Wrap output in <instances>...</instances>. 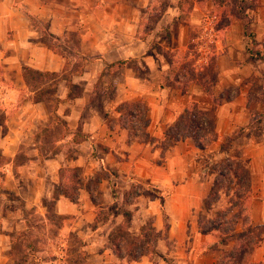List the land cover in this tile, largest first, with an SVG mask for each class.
<instances>
[{
    "label": "crops",
    "instance_id": "obj_1",
    "mask_svg": "<svg viewBox=\"0 0 264 264\" xmlns=\"http://www.w3.org/2000/svg\"><path fill=\"white\" fill-rule=\"evenodd\" d=\"M153 1L0 0V68L1 58L7 54L2 65L13 71L15 76L14 87L3 92L0 98L6 105L16 104L24 86L22 67L58 74L66 70L70 51L88 63L81 74L72 76L69 84L64 79L56 84L54 94L60 101L56 114L69 122L72 133L80 126L90 141L96 136V131H92L96 116L82 120L84 116L81 114L93 101L97 78L107 65L113 63L124 62L111 81L100 84L102 92L109 85L113 88L112 97L103 98L102 110L114 118L118 117L116 107L119 104L142 101L147 106V132L156 139H163L166 129L189 102L202 110H213L217 140L205 150L197 148L189 139L175 143L165 153L163 163L157 166L152 164L159 156L157 148L151 150L135 142L128 145L126 132L116 125L112 130L103 127L100 133L109 142L104 162L113 168L125 185L143 182L162 190L163 194L167 193L168 203L182 202L179 213L166 211L169 240L180 244L189 234L191 264H215V256L207 251L214 235L200 232L197 214L214 179L209 154L218 152L225 138L237 136L232 142V150L237 149L242 159L247 161L251 176L249 217L253 225H264V121H255L256 114L264 119V63L249 59V50L264 56V0L254 1V9L245 11L249 21L246 33L242 19L207 15L197 20L202 26L199 36L193 31L197 17L192 14L181 17L178 0H171L153 28L141 34ZM196 5L194 1L193 7ZM46 37L54 44L47 42ZM168 50L182 56L194 51L201 74L206 73L202 63L206 64L208 56L215 57L216 88L219 91L230 90L235 94L233 99L214 107L203 90L206 80L202 75L200 81L188 82L186 91L174 87L177 81L172 85L164 81L169 66L163 59V51ZM69 85L72 89L80 88L79 95H70ZM48 103L46 99L28 100L9 117L4 133L0 126V156L6 160L0 167V264L13 263L11 251L18 246L15 236L25 235L33 228L26 210L35 207V213L39 212L37 201L51 200L53 196L50 189L41 192L40 187L35 188L31 196L27 195L28 183L47 178V183L54 187L58 181V170L67 166V163L63 164L62 150H58L51 159L41 158L35 144L31 143L35 131L26 129L28 120L41 119L45 125L49 124L48 114L44 115ZM65 106L70 109L66 110ZM89 140L83 139L75 147L87 149ZM60 142L63 140L57 143ZM19 156L23 157L21 163L17 162ZM84 164L82 158L76 156L68 166L81 168ZM11 182H14L12 189L22 206L14 205L3 193ZM82 196L81 206L63 196L54 199L55 213L63 221L75 218L77 222L78 215L85 218L86 211L91 209L84 201L86 196ZM30 200L33 203H29ZM148 213L153 217V226L159 230L162 223L159 215L153 212L152 207ZM89 220L87 218V222ZM82 224L85 222L81 218L76 223L77 227L71 229L79 235L77 228ZM88 229L86 231L89 232ZM98 232L99 229L91 231L95 240L85 243L88 264H166L158 255L159 251L138 261L119 259ZM172 257L176 264L186 263L183 256ZM253 262L264 264V233L254 250Z\"/></svg>",
    "mask_w": 264,
    "mask_h": 264
},
{
    "label": "rangeland",
    "instance_id": "obj_2",
    "mask_svg": "<svg viewBox=\"0 0 264 264\" xmlns=\"http://www.w3.org/2000/svg\"><path fill=\"white\" fill-rule=\"evenodd\" d=\"M170 1L171 0L153 1V6L150 9V13H147V19L145 20V22H143V30H141V34H143L144 31L146 32L147 30L153 28L154 23L157 21L159 15H161ZM178 1L180 2V0ZM194 1L197 3L196 8L193 7ZM213 1L215 0L181 1L183 3L184 9L183 13L180 14L181 17H187L190 14H192L194 17H197V19L195 20V24H193L195 27L193 29L194 34L197 36L202 34V26L197 23V20H202L203 17L207 15L210 17L217 16V18H223L227 16L229 17L231 13L235 14V12L240 7L252 5L251 3H254V0H244L247 2H244L242 0H217L216 4H214ZM193 8L195 10L191 12ZM46 41L50 42L51 45L54 44L53 41L47 37ZM211 43L212 42H208L210 46L213 45V43ZM56 46L57 45H55V48ZM59 52L62 51L59 50ZM249 52L252 57H254V54H252L253 51L249 50ZM6 55L7 54H3L1 58L0 81H3V85H0V95L3 92H6V90L14 87V72L5 69L2 65V60L4 61V59L7 58ZM163 55L164 61L167 62L169 66L166 72L167 76H165L166 80L164 81H167V83H169L170 85L174 84V81H177V84L174 86L176 89L186 91L189 87L187 83L200 81L202 75L204 77L203 79H205L212 86L215 95L222 93V91H219L216 88L217 79L216 74L213 71V67L215 65V57L208 56L206 64L204 65L202 63L204 67L203 69H206V73L203 72V74H201L198 71V57L195 56L194 51H189L185 56H182L177 54V52L175 51L168 50L163 51ZM86 63H88V61L85 58L75 56L69 51L65 67L66 70L61 73L38 75L35 72L39 71L30 68L32 72L26 74V78L23 79L21 69V77L24 86L20 89L21 92L18 102L13 105H6L5 101L0 98V113L6 116L12 115L13 113L17 112L18 109L24 104V102H26L24 100L39 101L46 99L49 102L47 110H44V115L48 114V116H46L49 120V124L45 125V122H43V120L41 119L39 121L28 120L26 122V129L31 128L35 131V134L31 139V143L35 144L41 158L51 159L53 158L51 156L58 152V150H62L63 164L67 163V166H63L61 168H69L68 165H70V161L72 159H75L76 156H80L82 158L83 163H85L84 167L70 168L76 169L78 171L79 181L76 180V178L74 179V177H72V179H74L73 181L79 183V186L78 188H71L69 196L74 197V194H76V202H78V204L81 206L83 205V199L81 198L84 194V196H86L84 201H86V203L88 202L91 209L86 211L85 218L82 217V215L77 216V222L81 218L85 222V224H82L80 228H77L80 231V234L78 235L71 229L77 227L75 218H73L74 220L69 218L63 221V218L61 216H58L54 211V198H58L62 193L59 188V180L54 187L52 183H47V178H45L44 181L37 182V180H35L31 181L30 184L28 183V185H30V188L27 191V195L31 196L34 189L40 187L41 192L50 189L53 196L51 200L37 201V206L40 208L39 212L35 213V207H31L26 210L27 217L29 219L31 227L33 228H31L25 235L15 236V240L17 241L18 246L14 247L11 251L13 260V263L11 264H88V255L86 252L87 250L85 249V243L86 241L91 242L95 240V237H93L91 231L96 229H99V237L107 240V246L111 247V243L115 242L126 249V251L123 250L122 254L124 256V259H126L127 261V253L133 256L138 255L139 253H145V255H143L142 257H149V255L147 254L148 247L149 250L153 249L156 252L159 251L158 255L164 261H169L168 264H176V262L174 261L175 259L172 257L174 255L178 258L180 256H183L182 259L186 261L185 264H191L189 260L190 254L188 251L190 248L189 241L191 240L188 238V232L187 238H185L180 244L174 243L173 241L169 240L167 236L168 218L166 216V211L173 210L174 212L179 213L181 207L183 206L182 202L177 200L172 201V203H168V200L165 197L167 193L164 192L163 194L162 190H159L152 185L145 184L143 182L135 183L131 186L125 185L122 181V178H120V176L116 174L113 168H109L104 162L105 153L109 149V142L106 140V138H102L100 130L103 127H108L112 130L114 125L118 126L121 130H124L126 132L128 145H130L132 142H135L138 144L146 145L150 147L149 149L151 150H154L155 148L159 150V156L157 160L152 162L154 166L163 163V160L165 159V153L168 151L167 150L162 154L159 145H157L156 143L144 144L132 141L129 144L127 132L128 129L130 127L133 130H137L139 128L142 129L143 123L132 118H129L128 121V119L125 118L123 119V121L126 123V129H122L120 127V113L118 112V106L120 104L116 107L118 117L116 116L113 118L112 116H108V114H106V112L102 110L103 98L110 99L113 95V88L109 85V87L103 91V94L100 88V84L102 82L105 83L107 81H111V79H113L117 74L118 69H120L121 67L115 66L109 69L106 68L107 66L105 67L103 72L97 78V84L94 88L95 90H93L94 96L92 103L90 105L87 104L86 108L81 114V116H84L81 117L82 120H85L90 116H96L94 117V124L92 128V131H96L95 138H91L90 141L88 139L89 135L81 132L82 130L80 126L78 127V130L72 133L70 130L71 128L68 126L69 122L65 120V118L57 116L56 110L58 108V104L57 107H54L56 100L54 94L56 90V84L61 79L68 80L69 84L74 74H77V72L78 74L82 73ZM79 71H81V73H79ZM68 88L70 95H79L80 88L72 89L70 85ZM226 91L230 93V90ZM65 109L69 110L70 108H66L65 106ZM210 111L213 114V110ZM121 113H124V110ZM55 115L56 117H54ZM262 119V116H258V114L255 115V121L262 122L264 121V119ZM147 128L146 133L150 135L147 132ZM4 131L5 129H3V133ZM138 134H141V131ZM83 139L89 140L90 147H88L87 149L81 146L75 147V145L80 143ZM228 139L229 138H225L223 142H221L217 150L218 152L209 154V165L211 166V172L214 174L213 183L210 189H213L214 191H216L214 180L218 179L217 171L219 170V168H222L225 160L233 158V156L240 153L237 151V149L232 150V142L234 140L231 143H227ZM61 140H63V142L57 143ZM222 145L226 146V150L221 149ZM22 161L23 157L19 156L17 158V162L21 163ZM244 161L246 162L247 166V161ZM5 162V158H2L0 156V167L3 166ZM145 168L147 169V165ZM112 173H115L116 175L113 176ZM38 175H40V172H38ZM10 184L11 186H8V189L6 188L3 190L4 195L10 201L14 202V205H16L17 203V206H22V202L16 199L15 191L14 189H12L14 187V182H11ZM221 185L222 187L227 186V184H224L223 181L221 182ZM230 198L231 194H228L225 190L222 189L219 191L217 198L216 195H214L213 197H209V199H206V203L204 199L201 210L197 214V222H201V225L204 228H212L217 221L220 225V228L228 229L229 226L232 225V216L236 213L235 210H229L231 209L230 205L228 204ZM29 203H33V201L30 200ZM151 207L153 212L157 213L161 219L162 223L159 230L155 229V227L153 226V217L149 216L148 210H150L151 212ZM124 212H128L130 214V217L128 219L123 216ZM223 214H225V216L223 218H220L221 220H218L219 216ZM87 218L90 219L88 222ZM150 227L152 231L149 230ZM65 228L67 230L63 231V229ZM241 228V223L237 221L234 233H240ZM86 229H88L89 232L86 231ZM141 229L143 230L142 234L140 231ZM210 233L214 235L211 244L218 243L219 234L217 233V231H212ZM233 246V242H229L227 245L218 244V252L213 253V255L215 256V263H217L218 261V263H220L221 261L222 254L220 253V251L230 250ZM253 256L254 251L251 255L252 261ZM142 257H140L139 259H141Z\"/></svg>",
    "mask_w": 264,
    "mask_h": 264
},
{
    "label": "trees",
    "instance_id": "obj_3",
    "mask_svg": "<svg viewBox=\"0 0 264 264\" xmlns=\"http://www.w3.org/2000/svg\"><path fill=\"white\" fill-rule=\"evenodd\" d=\"M181 1L183 0H180V2L178 3L180 14H182L184 11L183 3ZM216 2L217 0L213 1L214 4H216ZM251 4L252 5L242 6L235 12V14L231 13L229 15L244 20L245 33L247 32L248 24H249L245 11L247 9H254L253 3ZM249 38H252L251 34H249ZM252 54H254V57H252V55L249 52V59L254 61H261L264 63V56H261L257 52L254 53L252 52ZM123 63L124 62L113 63L107 65L106 68L109 69L115 66L121 67ZM31 72L32 71L30 70V68L23 67L22 68L23 79L26 78V74ZM35 73L38 75L50 74L47 72L45 73L35 72ZM79 73H81V71H79ZM66 81L68 82V80ZM203 85H204L203 90L207 95H209L214 107L221 105L223 101L224 102L231 101L235 95V94H231V92L230 93L227 92L226 90L222 91V93L215 95L210 83L205 81V84L203 83ZM24 101H28V100H24ZM59 102L60 101L56 99L54 107H57V104H59ZM123 110L124 113H121ZM118 112L120 113L119 116V118L121 119L120 127L122 129H126V123L123 121V119L125 118H127L128 121L129 118H132L143 123L142 129L139 128L137 130H133L131 127L128 129L127 132H128L129 144L132 141H136L144 144L156 143L157 145H159L162 154L165 153L172 144L185 141L186 139L191 140L193 144L201 150L207 149L213 142L217 140V134L214 123V114H212L210 110L200 109L197 106V104L193 102H189L185 106L183 112L177 117L176 121L166 129V131L163 134L162 140L151 137L146 133V128L148 126L147 106L142 101L122 103L118 106ZM10 116L11 115L6 116L0 113V126L3 129H5V123L7 122ZM54 117H56V115ZM252 122L254 121H251L250 123ZM241 130L242 128L239 129V131ZM140 131L141 134H138ZM236 137L237 136L229 138L227 140V143H231L233 140L236 139ZM221 149L226 150V146L222 145ZM112 174L113 176L116 175L115 173ZM217 175H218V179L214 180V186L216 187V191L210 189L208 195L205 198V203L207 201L206 199H209V197H213L214 195H216L217 198L219 191L223 189L228 194H231V198L228 201V204L231 207V209L229 210L230 211L235 210L236 213L232 216V220H231L232 225L229 226L228 229L220 228V225L218 224L217 221L215 222L214 227L212 228H208V227L204 228L201 225L202 223L198 222V228L201 233H210L212 231H217V233L219 234L220 243L218 242L208 245L207 251L213 254L214 252H218V247H217L218 244L227 245L229 242H233L234 246L232 247V249L226 251L225 250L220 251V253L222 254L221 261L220 263H218L219 262L218 261L215 264H256L251 260V255L255 250V248L258 246L261 236L264 233V225L263 226L253 225L249 217V207L251 202V198H250L251 176L246 166V162L242 159L241 154L238 153L235 156H233V158H229L225 160V163L222 166V168H219V170L217 171ZM72 177H74V179L76 178V180L79 181V173L76 169H70V168L59 169L58 171L59 188L60 191L62 192L60 196L67 198L72 203H76L77 195L74 194L73 197V196H69V193L71 192V188H78L79 183L73 181L74 179H72ZM222 181L224 184H227V186L222 187L221 185ZM229 184L232 186H230ZM123 216L126 219H128L130 217V214L128 212H124ZM224 216L225 214L219 216L218 220L220 218H223ZM237 221L240 222L242 226L240 233H234L235 226L237 225ZM149 230L152 231L151 227L149 228ZM140 231L142 234L143 230L141 229ZM110 249L117 258L124 259L122 252L123 250L126 251V249H124L120 244L112 242ZM147 254L149 255V257H151L154 254H156V251L153 249L149 250L147 247ZM143 255H145V253H139L138 255H134V256L127 253L126 257L128 258V261H137ZM168 262L169 261H166L167 264Z\"/></svg>",
    "mask_w": 264,
    "mask_h": 264
}]
</instances>
